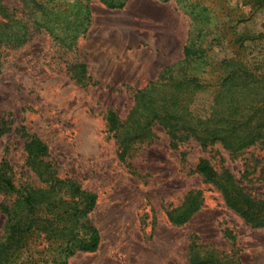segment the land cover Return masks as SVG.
<instances>
[{"label": "rangeland", "instance_id": "374dc122", "mask_svg": "<svg viewBox=\"0 0 264 264\" xmlns=\"http://www.w3.org/2000/svg\"><path fill=\"white\" fill-rule=\"evenodd\" d=\"M179 1L125 0L122 8L108 9L90 0L88 28L72 52L61 50L41 32H34L20 48L0 50V123L11 130L23 127L41 140L59 176L76 180L96 196L88 219L98 231V247L92 253H75L66 264H191V252L226 264H264V229L251 228L192 173L205 159L216 170H229L251 197L262 200L261 145L237 154L219 144L203 150L194 141L174 149L165 131L153 126V140L121 162L107 131L106 114L113 111L124 119L134 93L155 80L162 68L182 59L190 33L198 44L211 43L203 63L207 61L205 70L214 78L221 60L239 52L235 38L264 33V8L249 0ZM241 57L261 62L264 39L244 41ZM74 62L86 66L89 82L70 80L66 68ZM210 107L211 98L200 93L191 111L205 117ZM2 158L21 180L31 175L24 166L23 140L15 132L0 138ZM189 191L201 192V204L185 223L172 225L167 212L179 207ZM9 200L0 193V202ZM4 221L0 213V237ZM44 249L23 251L12 264L58 260L49 243Z\"/></svg>", "mask_w": 264, "mask_h": 264}, {"label": "trees", "instance_id": "16d2710c", "mask_svg": "<svg viewBox=\"0 0 264 264\" xmlns=\"http://www.w3.org/2000/svg\"><path fill=\"white\" fill-rule=\"evenodd\" d=\"M98 1L108 9H120L125 0ZM89 2L0 0V50L20 48L34 32H41L61 50L72 52L88 28ZM249 2L258 9L264 8V0ZM202 29L197 30L198 36ZM189 35L182 59L162 68L155 80L134 93L133 105L124 119L113 111L106 114L107 131L115 140L119 161H126L136 147L153 140V126L165 131L174 149L189 141L203 150L219 144L230 154L255 145L264 149V58L253 64L241 57L243 42L264 39V33L235 38L240 50L232 58L221 60L216 78L205 70L207 61L203 63L211 52V43L198 44V37ZM196 63L200 66L197 72L192 70V66H198ZM66 72L76 84L90 81L83 63L69 64ZM200 93L211 98L210 112L205 117L191 111L194 98ZM9 132L23 140L24 166L35 179L28 175L21 180L7 159L0 160V193L10 197L8 203L0 202V213L5 218L0 264H12L23 251L39 253L38 249L45 250L47 243L58 256V262L53 264H66V259L78 252L96 251L100 238L88 219L96 196L83 190L76 180L59 176L41 140L23 127L6 128L2 121L0 138ZM184 157L182 153L181 159ZM192 173L213 187L226 207L251 228L264 229V199L251 197L229 170H216L207 160L200 159ZM200 204L201 192L189 191L179 207L167 212V218L172 225H181ZM190 262L226 264L217 257L195 252H191Z\"/></svg>", "mask_w": 264, "mask_h": 264}, {"label": "crops", "instance_id": "0c3cea01", "mask_svg": "<svg viewBox=\"0 0 264 264\" xmlns=\"http://www.w3.org/2000/svg\"><path fill=\"white\" fill-rule=\"evenodd\" d=\"M147 17H149V18H151V16L149 15V16H147ZM144 24V27L147 29V28H149V25L148 24H146V21L143 23ZM102 264H103V262H102Z\"/></svg>", "mask_w": 264, "mask_h": 264}, {"label": "bare ground", "instance_id": "6f19581e", "mask_svg": "<svg viewBox=\"0 0 264 264\" xmlns=\"http://www.w3.org/2000/svg\"><path fill=\"white\" fill-rule=\"evenodd\" d=\"M100 264H102V263H100Z\"/></svg>", "mask_w": 264, "mask_h": 264}]
</instances>
